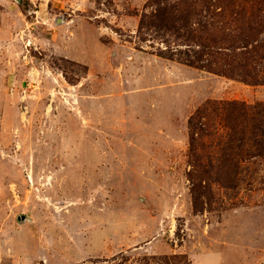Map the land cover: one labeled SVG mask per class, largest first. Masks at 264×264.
<instances>
[{
    "label": "rangeland",
    "instance_id": "1",
    "mask_svg": "<svg viewBox=\"0 0 264 264\" xmlns=\"http://www.w3.org/2000/svg\"><path fill=\"white\" fill-rule=\"evenodd\" d=\"M153 1L0 0V264H264V84L159 58Z\"/></svg>",
    "mask_w": 264,
    "mask_h": 264
},
{
    "label": "trees",
    "instance_id": "2",
    "mask_svg": "<svg viewBox=\"0 0 264 264\" xmlns=\"http://www.w3.org/2000/svg\"><path fill=\"white\" fill-rule=\"evenodd\" d=\"M248 1L154 0L155 10L141 18L137 37L140 42L160 40L164 48L156 51L159 58L262 85L264 40L260 41V36L264 20L259 18L264 15L260 9L249 14L242 7ZM226 109L229 116L247 112L235 102Z\"/></svg>",
    "mask_w": 264,
    "mask_h": 264
},
{
    "label": "water",
    "instance_id": "3",
    "mask_svg": "<svg viewBox=\"0 0 264 264\" xmlns=\"http://www.w3.org/2000/svg\"><path fill=\"white\" fill-rule=\"evenodd\" d=\"M26 219H27V217H25V216L19 217V221H25Z\"/></svg>",
    "mask_w": 264,
    "mask_h": 264
}]
</instances>
